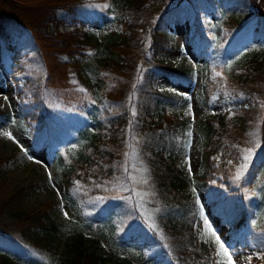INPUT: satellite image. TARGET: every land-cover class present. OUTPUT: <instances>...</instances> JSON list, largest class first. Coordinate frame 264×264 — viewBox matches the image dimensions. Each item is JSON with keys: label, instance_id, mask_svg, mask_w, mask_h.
<instances>
[{"label": "trees", "instance_id": "16d2710c", "mask_svg": "<svg viewBox=\"0 0 264 264\" xmlns=\"http://www.w3.org/2000/svg\"><path fill=\"white\" fill-rule=\"evenodd\" d=\"M170 1L0 0V64L14 85L19 118L54 157L65 195L84 222L97 232L101 222L107 223L114 237L129 239L138 247L134 264L148 259V264H217L212 244L199 240L192 229L196 204L181 190L189 179L174 164L189 120L165 116L159 107L180 95L151 86L159 72L175 81L191 79L190 69L156 57L171 45L159 21ZM221 2L230 11L205 35L194 27L190 12L174 14L191 20L192 46L202 58L201 103L207 109L219 102L230 105L198 121L202 147L194 179L211 211L230 226L231 238L262 252L264 57L252 53L230 63L224 43L230 36L264 39V0ZM179 4L171 11H178ZM240 7H252L254 14L235 16ZM102 19L116 20L122 29L109 31L99 42L82 26ZM148 63L153 67L138 83L140 68ZM6 115L0 108V119ZM152 115L155 120L144 119ZM254 138L257 150L241 169L245 148ZM73 140L80 147L70 152L67 144ZM131 145L146 167L152 224L126 196L124 167ZM11 194L5 205L0 203V264H15L14 258L22 255L38 264H121L90 248L81 235L57 251L51 241L59 226L44 219L50 205L8 208ZM90 199L98 206L86 214ZM248 264H264V253Z\"/></svg>", "mask_w": 264, "mask_h": 264}, {"label": "rangeland", "instance_id": "374dc122", "mask_svg": "<svg viewBox=\"0 0 264 264\" xmlns=\"http://www.w3.org/2000/svg\"><path fill=\"white\" fill-rule=\"evenodd\" d=\"M180 3V9L172 12L171 9ZM168 10L162 12L160 24L169 34L170 46L161 50L156 57L172 67H186L190 69L191 79L188 81H175L166 72H159L151 79V86L156 91H170L180 95L176 100L162 101L159 103L160 111L170 118H185L190 121L185 132L182 148L177 154L174 164L182 170L190 179L181 188L190 193L197 208V220L192 229L201 241H209L215 253L217 264H248L252 257H261L262 252L250 250L243 246L239 240L232 239L229 235L230 226L222 223L218 215L211 211L204 194L198 188L194 176L200 171L199 159L202 147V137L197 131L198 121L212 112H223L230 108L226 102H219L211 109H207L201 103V86L203 71L201 70L202 58L195 52L192 46V24L191 20L182 16L177 19L174 14H192L195 24L201 29L202 35L211 33L219 18L230 11V7H224L221 0H172L168 4ZM254 14L252 7H240L235 11L239 18ZM76 26H80L76 23ZM68 26H61L67 29ZM82 28L93 33L99 42H103L109 31H120L122 24L116 20L102 19L100 21H89ZM148 29V28H147ZM190 33V42H189ZM205 38V36H204ZM225 59L228 62H240L252 53L264 57V39L251 37L247 41L239 40L238 36H230L224 43ZM21 59L22 55H18ZM153 63L144 64L140 68L137 77L140 83L142 74L147 68H152ZM13 70L12 72H16ZM18 101L14 92V85L6 70L0 64V108L7 115L0 119V203L5 205L9 194L13 196L8 208H30L41 204H48L46 221L56 223L59 228L54 234L51 246L57 251H62L74 237L81 235L86 245L96 249L103 256L110 257L111 261L121 264H134L137 261L138 247L131 244L129 239H117L112 234L109 225L101 222L98 232L94 227L79 217L78 207L69 201L63 190L57 175L54 157L50 156L42 141L33 140V134L16 112ZM134 118V117H133ZM144 119L155 120L156 117L145 116ZM190 134V135H189ZM257 138V136L255 137ZM251 139L250 144L243 153V169L249 158L256 152L258 140ZM80 147L79 141L73 140L67 144L70 152ZM247 157V159H245ZM124 169L127 174V185L125 190L136 209L150 224H152V208L147 204L151 195L150 184L145 165L137 158L134 145L128 151V163ZM147 183H144V181ZM11 192V193H10ZM98 206L97 201L90 199L86 207L87 213H95ZM258 216L263 217L262 209ZM65 213L68 215L66 216ZM207 221V224L205 223ZM208 225L211 226L209 230ZM215 232V235H213ZM219 237V242L216 237ZM223 243L232 261L220 249ZM219 253V254H218ZM139 262V264H148ZM15 264H38L30 255H22L14 258Z\"/></svg>", "mask_w": 264, "mask_h": 264}, {"label": "snow or ice", "instance_id": "6c2138e0", "mask_svg": "<svg viewBox=\"0 0 264 264\" xmlns=\"http://www.w3.org/2000/svg\"><path fill=\"white\" fill-rule=\"evenodd\" d=\"M216 75L220 76L221 74L219 72H217ZM133 115H135V112H133ZM245 159H247V157H245ZM144 183H147V181L145 180ZM65 215L67 216L68 214L65 213ZM205 223L207 224V221ZM208 228H209V230H211V226L210 225H208ZM213 235H215V232H213ZM216 240L219 242L220 238L217 236ZM219 246H220V249L223 250L224 254L228 257V260L231 262L232 261V254L229 253L228 248L223 243H220Z\"/></svg>", "mask_w": 264, "mask_h": 264}]
</instances>
